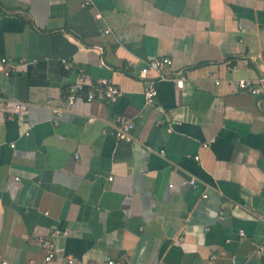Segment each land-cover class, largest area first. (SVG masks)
<instances>
[{"label": "crops", "instance_id": "crops-1", "mask_svg": "<svg viewBox=\"0 0 264 264\" xmlns=\"http://www.w3.org/2000/svg\"><path fill=\"white\" fill-rule=\"evenodd\" d=\"M157 56L181 85L135 72ZM77 67L121 94L70 104ZM261 76L264 0H0L9 264H43L41 239L47 264H264V91L238 87Z\"/></svg>", "mask_w": 264, "mask_h": 264}, {"label": "built area", "instance_id": "built-area-1", "mask_svg": "<svg viewBox=\"0 0 264 264\" xmlns=\"http://www.w3.org/2000/svg\"><path fill=\"white\" fill-rule=\"evenodd\" d=\"M92 0H85V4L89 5ZM8 62L6 58L1 60V63ZM63 67L66 70H71L75 68V64L70 60H63ZM135 72L145 78H148L151 73L157 74L159 79H172L175 80L179 85H181V80L173 76L171 70L173 69V59L169 56H157L147 59L142 64H134ZM8 74L9 70H5ZM218 83V81H217ZM238 87L240 90L249 92L253 95H258L264 91V76L250 79V78H240L238 80ZM157 87L155 82L152 80L148 83L145 88L144 95L148 105L156 104L157 97ZM121 94L120 88L109 79H100L97 82H92L86 70L83 67H77V74L75 80L69 85L68 92L66 95V100L70 104H74L75 101L83 97L88 101L100 100V101H115ZM21 104L16 105V111L20 112ZM62 109L58 108L56 110V115L61 114ZM93 118H91L92 120ZM114 127V135L117 139L132 141L134 139L133 130L135 128L134 122L130 120H122L121 117L117 116L112 123ZM163 152V151H162ZM197 159L200 156H196ZM188 182L196 186L197 182L194 179L188 180ZM206 197L207 194H204ZM55 232H60L55 230ZM243 233V232H242ZM40 244L46 250V256L44 258L43 264H47L55 256V244L50 239H41ZM73 260L70 259V262ZM0 264H9L8 260L5 258L4 253L0 250ZM109 264H115L114 260H109Z\"/></svg>", "mask_w": 264, "mask_h": 264}]
</instances>
